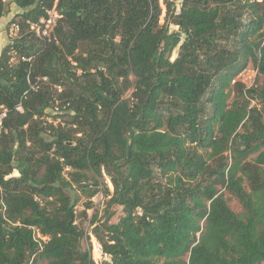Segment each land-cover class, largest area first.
Instances as JSON below:
<instances>
[{
  "label": "trees",
  "instance_id": "obj_1",
  "mask_svg": "<svg viewBox=\"0 0 264 264\" xmlns=\"http://www.w3.org/2000/svg\"><path fill=\"white\" fill-rule=\"evenodd\" d=\"M11 3L0 264H95L89 233L101 264H264V0H162L161 25L160 0H57L45 47L29 24L55 0ZM11 49L34 55L29 73ZM249 60L247 87L236 77ZM99 192L104 216L84 231L75 206Z\"/></svg>",
  "mask_w": 264,
  "mask_h": 264
},
{
  "label": "rangeland",
  "instance_id": "obj_2",
  "mask_svg": "<svg viewBox=\"0 0 264 264\" xmlns=\"http://www.w3.org/2000/svg\"><path fill=\"white\" fill-rule=\"evenodd\" d=\"M174 2L175 10L178 11V7L180 4V0H172ZM6 4V8L8 10V13L3 16L0 19V50L3 48V46L9 41L6 30L9 26V21L14 17L16 14L15 12L19 10L13 3H11V0H4ZM161 6H162V14L160 17V25L163 23V16L165 13V7L162 4V0H160ZM170 29H176L175 26L172 24L169 25ZM177 53V48H175L172 53H171V59H174L176 57ZM13 62H15V59H13ZM237 80L240 82H243L247 87L257 84L259 82V77L256 75V69H255V64L253 61L249 60L245 66L244 69L240 71V73L236 77ZM130 92L127 93L129 95ZM255 100L251 101V104H254ZM49 116L47 117L48 120H52V114L51 111H48ZM13 175H17L18 173L14 171L12 173ZM108 182V180H107ZM109 185V182H108ZM246 185V183H245ZM246 189H248L247 185L245 186ZM111 190V187H110ZM225 196L228 198V204L229 206L235 211V212H241L242 211V206L240 202L233 196H230L227 192H225ZM85 199L81 198L80 201L77 203L75 206L76 210V223L84 229V231H89L90 226H89V219L91 215L96 211L98 213V219H101L104 216V211L106 208V204L109 201L108 198H104L102 194L99 192L98 194L94 195L91 200H92V206L89 209H85V206L83 204V201ZM84 210L86 211V214L84 213ZM112 210H114V215L111 217L110 221L111 222H116L118 218L122 215V210L121 207L116 205L112 207ZM90 234V239L88 242L91 243L92 245V258L95 262V264H101L103 260H108V257L106 255L102 254V249L98 248L99 243L95 239V237ZM86 244V243H85ZM100 246V245H99ZM39 264H45V261H40Z\"/></svg>",
  "mask_w": 264,
  "mask_h": 264
},
{
  "label": "built area",
  "instance_id": "obj_3",
  "mask_svg": "<svg viewBox=\"0 0 264 264\" xmlns=\"http://www.w3.org/2000/svg\"><path fill=\"white\" fill-rule=\"evenodd\" d=\"M56 1L57 0H55V3L52 6V8L47 10V14L45 17L39 19L38 22H32L29 24V29L34 32L35 36L41 43L42 47H45L50 43L57 42V39L54 33V27L57 23V20L61 18L62 15L56 9ZM19 32H20L19 23L15 21L11 22L6 30V34L9 39L8 42L18 37L20 35ZM9 54H10L9 61L11 63H13V59H15V61L21 60V61L28 62L29 63L28 73L30 72L31 60L34 57V55H29V56L23 55V54L18 53L14 49H11ZM41 79L46 80V77H42ZM27 81H28L30 89H37L39 87L38 81L31 82L28 77H27ZM234 81L235 80H233L232 82ZM17 109L21 110V107L17 106ZM4 114H5L4 111L0 112V132L2 130V118ZM42 238L45 239L44 237ZM98 248H101V247L98 245Z\"/></svg>",
  "mask_w": 264,
  "mask_h": 264
},
{
  "label": "crops",
  "instance_id": "obj_4",
  "mask_svg": "<svg viewBox=\"0 0 264 264\" xmlns=\"http://www.w3.org/2000/svg\"><path fill=\"white\" fill-rule=\"evenodd\" d=\"M18 11H19V10H17L16 12H18ZM16 12H15V13H16ZM0 23H1V22H0Z\"/></svg>",
  "mask_w": 264,
  "mask_h": 264
},
{
  "label": "water",
  "instance_id": "obj_5",
  "mask_svg": "<svg viewBox=\"0 0 264 264\" xmlns=\"http://www.w3.org/2000/svg\"><path fill=\"white\" fill-rule=\"evenodd\" d=\"M103 255H105L103 252H102Z\"/></svg>",
  "mask_w": 264,
  "mask_h": 264
}]
</instances>
